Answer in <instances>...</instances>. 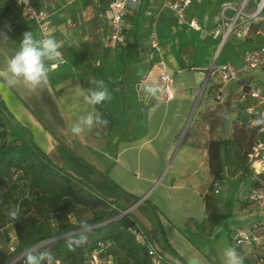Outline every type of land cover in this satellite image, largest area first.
I'll return each instance as SVG.
<instances>
[{
	"label": "crops",
	"instance_id": "crops-1",
	"mask_svg": "<svg viewBox=\"0 0 264 264\" xmlns=\"http://www.w3.org/2000/svg\"><path fill=\"white\" fill-rule=\"evenodd\" d=\"M34 1L50 14L49 36L60 42L61 58L60 61H45L50 69L48 82L39 96L30 93L37 105L23 98L14 85L9 86L0 77V95L13 118L56 163L86 180L111 203L128 209L143 199L133 206L130 213L132 215L133 210H141L145 219L161 231L158 239L150 240L164 253L168 263L178 258L188 264L189 257H196L202 264H222L209 257L202 246L207 236L213 237L221 232L217 231V226L223 227L220 213L216 210L220 207L219 200L209 195L210 191L206 189L203 194V218L199 221L192 216L194 214L186 213L184 222L170 215L164 201L184 187L178 178L188 175L190 167L197 172L198 167H189L188 161L199 156L201 165L205 164L210 169L209 141L232 139L234 123L241 121L231 110L225 111L223 102L215 100V90L221 79L209 73L212 67L226 63L242 67L245 51L254 44L251 43L254 37L236 43L238 38L230 36L219 53L221 35L213 34L220 24L222 3L232 1L239 4L241 0H194L186 11L184 22L173 8L166 6L165 0H141V7L131 6L128 9L127 45L111 49L109 53L106 42L110 27L105 12L110 0H104L99 12L87 0ZM256 1L250 3V10L255 9ZM96 15L106 38V47L102 52L101 69L94 62L88 71L90 65L84 66L80 51L70 50L66 44L69 41L76 42L86 33V21L91 22L90 27L93 28V31L88 28V35L95 34L96 25L93 21H96ZM192 19H196L203 30L191 27L189 21ZM153 28L160 42V52L151 46L150 33ZM28 31L35 38H42L39 24L26 18L14 0H0V51L13 56L23 33ZM227 45H230V51L225 53ZM222 56L224 60L220 61ZM229 57L235 59L228 60ZM160 60L167 63L175 76V94L170 100L161 99L160 90L155 97H149L141 87L143 83L160 89ZM52 63H56L57 67L51 68ZM253 72H242L237 82L241 85L243 79L251 77ZM207 80V86L201 94ZM97 81H103L111 94V99L105 102L112 115V127L109 128V124L97 125L90 130L86 128L79 136H73L70 129L79 117L98 112L96 106L86 100L89 90L98 89ZM197 94L203 95L201 103L197 102ZM224 95L225 98L229 95V107L232 103L230 99L236 93ZM227 112L234 115L231 124L223 118L215 129H211L209 120L204 118L211 113L222 118ZM185 122L186 127H189L182 139L179 131ZM225 129L229 135L220 136V132ZM226 158L227 153L223 150L224 162ZM169 161L178 164L172 174L173 181L163 184V192H154L150 196L154 189L151 185L159 175L158 180L163 177ZM226 172L225 169L223 179L217 180L219 183H223ZM211 179L213 183L212 174ZM123 181L130 183L123 185L131 194L122 188ZM193 190L197 191L196 188ZM220 193L219 188L216 194ZM237 210L242 214L244 209L240 207L239 210L238 207ZM132 217L140 224L134 215ZM255 220H252L249 230L261 226ZM238 227L241 226L233 225L231 229L234 232ZM187 228L192 231L194 241L187 236ZM259 229L262 231L264 227ZM12 238L17 240L15 230ZM244 249L243 257H250L248 249Z\"/></svg>",
	"mask_w": 264,
	"mask_h": 264
},
{
	"label": "trees",
	"instance_id": "trees-1",
	"mask_svg": "<svg viewBox=\"0 0 264 264\" xmlns=\"http://www.w3.org/2000/svg\"><path fill=\"white\" fill-rule=\"evenodd\" d=\"M106 50L109 53L111 49L107 47ZM95 106L111 128L112 115L106 102ZM10 118L13 116L0 95V231L9 240L7 227L13 226L15 230L17 248L11 254L19 255L43 240L78 229L80 221L84 220L80 216L84 210L93 213L92 217L86 218L91 225L115 217L125 210L121 205L111 203L86 180L56 163L31 137H26L28 131L23 127L15 126L14 132H10ZM204 118L209 120L211 129H215L220 123V118L212 113ZM247 135L252 147L256 129L251 128L246 120L241 123L235 121L232 139L209 141V166L214 179L211 188L215 181L223 179V150L228 153L229 148L233 147L235 156H241L236 146L243 144V138ZM10 136L14 139L10 140ZM251 172L253 170L247 167L246 175L249 176ZM13 206L20 208L19 220H13L9 216V210ZM72 216L76 218V222L72 221ZM137 224L131 213H128L105 225L92 228L87 234V243L76 247L74 251L68 249L69 238L59 239L52 246L53 255L56 259L62 260L63 257L70 264H84L88 249L94 247L97 240L102 238L113 240L130 264H151L148 253L136 243L128 230ZM10 256L2 252L0 264H5ZM14 264H25V257ZM170 264L186 263L176 258Z\"/></svg>",
	"mask_w": 264,
	"mask_h": 264
},
{
	"label": "built area",
	"instance_id": "built-area-1",
	"mask_svg": "<svg viewBox=\"0 0 264 264\" xmlns=\"http://www.w3.org/2000/svg\"><path fill=\"white\" fill-rule=\"evenodd\" d=\"M19 9L24 13L26 18L39 24L42 38L50 35L51 17L48 11L37 5L34 0H14ZM194 0H165L166 6L173 8L181 21H186V11ZM253 0H241L239 4L232 1H225L221 5V19L219 26L213 34L216 36L221 32L219 41V50L229 40L230 36L247 41L250 38L251 45L244 53L242 67H237L231 63L220 66H214L210 69L211 75H218L223 84L233 79H239L242 72H250L260 69L264 71V0H257L254 10H250V3ZM141 7V0H110L105 12V17L110 27V35L106 46L110 49H116L127 45L128 21L127 13L129 7ZM231 12V14H229ZM191 27L197 30H203L201 24L192 19L189 21ZM150 42L152 48L160 52V42L155 28L150 33ZM160 72V98L170 100L175 94V76L167 63L163 60L158 62ZM207 82L202 90L204 92ZM222 85H218L215 90V100L219 103H226L229 99H225L224 93L221 91ZM200 94V96H201ZM232 105L236 108V113L241 119L249 124L251 128L256 129V138L251 151L248 153V165L254 173L264 176V123L257 124L256 121L264 116V88L255 86V83L243 80V86L234 98L230 99ZM215 192L219 193V181H215ZM247 200L249 203L257 204L264 207V181H260L255 187L248 192ZM130 210H122L118 215L110 219L93 224L92 228L100 227L108 222L121 218L130 213ZM133 235L138 245L145 249L151 258V264H170L166 261L162 251L157 249L152 243L148 234L143 230L142 226L136 225L128 229ZM65 234L57 235L52 238L43 240L30 250L37 251L41 247L53 241L65 237ZM236 245L244 246L254 258V264H264V232L259 227L246 230L238 227L234 231L233 237ZM116 244L111 239H98L95 246L88 249L84 264H114L116 256L114 252ZM10 252H15L17 248V240L13 238L7 244ZM25 252L16 256L9 264L23 259ZM248 254V255H249ZM58 264H62L61 259H56ZM46 264V262H45Z\"/></svg>",
	"mask_w": 264,
	"mask_h": 264
},
{
	"label": "rangeland",
	"instance_id": "rangeland-1",
	"mask_svg": "<svg viewBox=\"0 0 264 264\" xmlns=\"http://www.w3.org/2000/svg\"><path fill=\"white\" fill-rule=\"evenodd\" d=\"M86 2L89 3L91 6H94L97 9V12H99L104 5V0H87ZM95 17H96V21H93V23L96 25L95 34L88 35L87 30L90 27V24L92 25V23L86 21L84 25V31H86V33L82 37H80L79 40H77L76 42L69 41L66 44V47L70 48V50L77 51V52L80 51V53L83 55L82 61H83L84 66L88 67V65H90V67L87 68L88 71L91 69V66L94 62L96 63V66L98 68L102 67L103 65V59H102L103 53L102 52H103V48L106 47L105 46V42H106L105 35L103 33L100 22L98 21L97 15ZM78 26L76 28H78ZM90 29H92L93 31L92 27H90ZM219 35H221L220 31H219ZM239 40L241 41V39H238L236 43H239L240 42ZM229 49H230V45H227V47H225L224 49L225 53L230 51ZM11 57L12 56L10 53L6 54L5 52L0 51V71H4L6 69L7 62ZM234 59L230 58L228 60H234ZM221 60H224V56L221 57L220 61ZM253 71L254 72L251 77L247 79H243V80L253 82L255 83V86H261L262 88H264V71H261L260 69L253 70ZM190 75H193V74H190ZM218 85H222L221 91L224 94H227L228 92H231L232 94H235V93L237 94L238 92H240L243 86V83L240 85V83L237 82L236 79H233V80L228 81V83L223 84L222 81L219 80ZM14 86L15 88H17V90L19 91V93L21 94L23 98H25L27 101L32 102L34 105H37V101L32 96L30 97L29 90L26 88V86L22 82L16 83L14 84ZM228 98H229V95H226L225 99H228ZM196 99L198 100L197 101L198 103H201L203 99V95L201 97L199 94H197ZM227 104H228L227 102L224 103V106L226 109L225 111L231 110L232 114L234 113L236 116L237 114L236 108H234L235 104L233 106L231 103L229 107H227ZM228 114H230V116ZM232 114L227 112L225 117H222L220 119L224 118V121H226L227 123L230 122L231 124L232 116L234 117V115ZM186 122L183 124L181 130L179 131V136L180 137L182 136V139L185 137L188 127H189V126L186 127V124H187ZM15 126H20V125L19 123H17V121L14 118H10V121H9L10 132H14ZM226 129L225 131L220 132L221 134L220 136L227 137L229 135V131L227 132ZM26 137L27 138L30 137L29 132H27ZM9 139L13 140L14 137L10 136ZM250 143H251V140L249 139L247 135L245 136V138H243V144H240L239 147L236 146V149H239L238 151L241 152V156L239 157L235 156L233 147L229 148V151L227 153L226 162H225V166H226L225 169L229 174L227 175V172H226V177L223 183H220V186H219V188L221 189L220 194H216L214 192V188H216L215 185H214V188H211L212 179H211L210 169H208L205 164L201 165L200 162L202 160L198 156L194 158V160H191V162L188 161L189 167L190 166L198 167L197 172L194 171V169L192 170L190 167L191 172L188 175L178 178L179 183L183 184L184 187H182V189H180L179 192L177 193L175 192L171 198L165 199L164 201V205L166 209H168L169 212L171 213L170 215H172L175 220L179 219L182 222H184L186 218V215H185L186 213L194 214L192 216H194L196 219L201 221L204 215V200L205 199H204L203 194L206 193V189L210 191L209 195H212L213 197H216L217 200H219L218 204H220L219 205L220 207H218L217 209L215 208V209L220 213L219 219L223 223L221 232L217 235L213 233V235H216V236H213V237L207 236L206 239H203V241L202 240L201 241H202L204 252L208 254V256L211 257L215 262H219V263L221 262L222 264L224 260L223 251L225 248L229 246L235 247L238 253L242 256H243L242 250L245 251L244 248H246L244 246L236 245L233 239L234 229H231L233 225H236V226L240 225L241 227H244V229L249 230L248 228H250L252 220L259 218L255 220L254 222H256L257 224H261V226L259 227H264V207H261L254 203H249L247 200L248 192L250 191V189H252V187H255L257 185L256 182L258 181V183H260V181H264V176H260L254 172H251V174L248 176L245 173L246 168L249 167L248 159L246 158V153L251 151L252 147ZM177 165L178 164H173V161L172 162L169 161V163L166 164L164 171H163L164 172L163 177L160 180H158L161 176L159 175L158 179L154 181L153 184L151 185V187H153L154 189L152 190L150 196L154 192L155 193H159L160 191L163 192L164 191L163 184H169L173 181L172 174L175 168L177 167ZM190 176L192 178H190ZM123 184L130 185V183L127 181L126 182L123 181L121 182V186L123 189H126L127 192L131 194V191L127 189L125 185ZM145 185L148 186V184H145ZM193 188H196L197 191H194ZM238 207H239V210H240V207L244 209L242 214H239V211L237 210ZM92 215H93L92 211L84 210L80 213V216L82 219L90 218L92 217ZM132 215H134L137 218V220L140 223L138 225L142 226L143 230H145V232L148 234L149 238L152 241L154 239H158V236L161 235V231L159 229H155L153 225L145 219V217L142 215L141 210L139 209H136L135 211L133 210ZM71 219L73 222H76V218L74 216H72ZM7 231H8L9 240H10V238L14 236L13 226H8ZM79 231H80V228L74 231H70L66 233L65 237L63 238H69L70 236H74L78 234ZM185 232L187 236L191 239V241L192 240L194 241V235L192 231L187 228ZM262 232H264V230H262ZM9 240H6L5 234L2 231H0V257H2V252L11 255L10 256L11 258L10 257L7 258V261L5 262V264L8 261H10L12 258L14 259L16 256H18V255L15 256L14 254H11L12 252H10V250L8 249L7 244ZM55 243L56 241H53L47 245H44L43 247H41L40 250L42 252L50 251L53 253L52 246ZM114 252L116 256V261L114 264H130L126 258V255L124 254V252H122L119 249L118 246L115 247ZM251 256L247 258L244 257L245 264H248V262L251 264V261H252V264H254V261L251 258ZM62 264H70V262L62 257Z\"/></svg>",
	"mask_w": 264,
	"mask_h": 264
},
{
	"label": "clouds",
	"instance_id": "clouds-1",
	"mask_svg": "<svg viewBox=\"0 0 264 264\" xmlns=\"http://www.w3.org/2000/svg\"><path fill=\"white\" fill-rule=\"evenodd\" d=\"M61 47L54 37L47 36L37 39L31 31L23 33V38L19 43V48L15 54L8 60L7 67L4 71H0V77H3L9 86L22 82L31 94L39 96L44 90L47 82L49 66L45 61H60ZM57 67L56 63L51 64V68ZM98 89L89 90L86 97L87 103L97 105L105 100L111 99V94L104 86L103 81H97ZM143 91L149 97H155L160 90L155 85H141ZM227 118V117H226ZM257 124L264 123V116L256 121ZM107 126L108 121L102 117L99 112H89L86 116H81L71 126L73 136H79L85 129H92L94 126ZM63 132V129H59ZM9 216L13 220H19L20 208L13 206L9 210ZM92 225L87 219L80 221V231L74 236H70L67 246L70 251H74L76 247H80L87 243L88 233L92 229ZM221 230V226H217V231ZM223 264H244V257L240 255L235 247L229 246L223 251ZM58 264L56 257L50 251H33L27 250L25 253V264ZM188 264H202L201 260L196 257H189Z\"/></svg>",
	"mask_w": 264,
	"mask_h": 264
},
{
	"label": "water",
	"instance_id": "water-1",
	"mask_svg": "<svg viewBox=\"0 0 264 264\" xmlns=\"http://www.w3.org/2000/svg\"><path fill=\"white\" fill-rule=\"evenodd\" d=\"M142 200H143V199H141L140 201H137V202L135 203V205H136L137 203H140ZM135 205H132L131 207H129V208L126 209V210H130V209L133 208V206H135Z\"/></svg>",
	"mask_w": 264,
	"mask_h": 264
},
{
	"label": "bare ground",
	"instance_id": "bare-ground-1",
	"mask_svg": "<svg viewBox=\"0 0 264 264\" xmlns=\"http://www.w3.org/2000/svg\"><path fill=\"white\" fill-rule=\"evenodd\" d=\"M221 52V50H219V53Z\"/></svg>",
	"mask_w": 264,
	"mask_h": 264
}]
</instances>
